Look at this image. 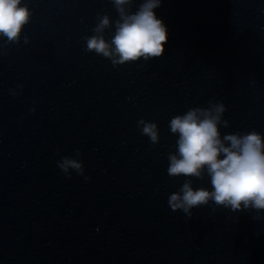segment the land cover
<instances>
[{"label": "water", "instance_id": "95a60500", "mask_svg": "<svg viewBox=\"0 0 264 264\" xmlns=\"http://www.w3.org/2000/svg\"><path fill=\"white\" fill-rule=\"evenodd\" d=\"M22 6L19 37L0 36V264H264V209L173 210L185 183L213 187L168 173L189 110L223 104L221 137L264 135V0H162L163 56L123 64L87 46L115 35L112 0Z\"/></svg>", "mask_w": 264, "mask_h": 264}, {"label": "clouds", "instance_id": "9594fccd", "mask_svg": "<svg viewBox=\"0 0 264 264\" xmlns=\"http://www.w3.org/2000/svg\"><path fill=\"white\" fill-rule=\"evenodd\" d=\"M121 16L111 41L102 36L87 40L88 50L105 57H117L114 63L123 64L160 58L168 42V30L156 15L162 0H143L134 14H127L124 6L131 0H112ZM23 0H0V36L16 40L30 20V12L22 6ZM110 24L105 16L96 29L102 32ZM225 111L223 104L209 109H192L175 116L169 122L170 130L178 135L177 154L169 156L168 173L171 176L200 177L205 172L211 178L213 191L193 189L185 183L179 194L169 198L173 210L185 213L210 199L219 205L239 208L251 206L264 209V135L252 131L243 135L227 134L221 137L220 125ZM143 133L157 142L156 125L144 123ZM227 126V122H224ZM64 171L81 169L73 160L59 165Z\"/></svg>", "mask_w": 264, "mask_h": 264}]
</instances>
